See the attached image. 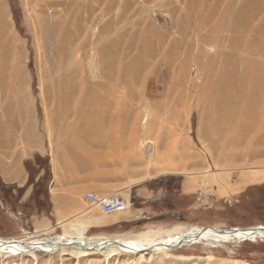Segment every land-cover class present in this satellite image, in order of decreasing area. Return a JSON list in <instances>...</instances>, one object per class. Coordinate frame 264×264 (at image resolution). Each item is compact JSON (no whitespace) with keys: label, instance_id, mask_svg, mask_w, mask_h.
<instances>
[{"label":"rangeland","instance_id":"374dc122","mask_svg":"<svg viewBox=\"0 0 264 264\" xmlns=\"http://www.w3.org/2000/svg\"><path fill=\"white\" fill-rule=\"evenodd\" d=\"M249 61L261 63L262 75L254 81L264 87V0H0V135H40L45 143L42 153L24 161L30 185L6 184L11 187L6 190L0 177V236L41 238L70 229L111 238L147 230L163 236L192 225L264 224V128L250 129L235 143L223 141L234 135H206L204 108L236 107L248 95ZM80 69L82 81L104 83L101 89L95 85L94 93L111 89L113 119L105 121L102 132L124 135L111 142L118 143L116 151L120 143L126 148L117 161L101 162V174L83 172L85 188L69 194L79 202L80 216L63 224L64 217L78 213L56 215L52 165L58 154L72 153L90 169L87 157L99 152L97 144L81 150L70 125L52 122L53 113L65 107L66 121L73 122L76 100H54L51 86L60 73L75 76ZM86 100L78 106L85 107ZM87 117L77 122L75 135L85 130ZM91 124L89 130L96 126ZM63 146L72 147L69 154L61 153ZM163 158L173 169L161 166ZM123 176L143 180L158 195L134 203L130 198V208L109 214L82 200L87 192L102 196L122 187L107 188ZM184 182L193 185L186 184L190 191L183 190ZM33 184L40 186L36 195ZM117 190L128 197L126 190ZM199 192L205 205L197 201ZM93 214L117 218L109 223L83 218ZM94 250L80 259L58 250L36 252V262L105 264ZM166 253L121 254L109 264H264V237L201 240ZM20 255L0 254V264H34L30 255Z\"/></svg>","mask_w":264,"mask_h":264},{"label":"bare ground","instance_id":"6f19581e","mask_svg":"<svg viewBox=\"0 0 264 264\" xmlns=\"http://www.w3.org/2000/svg\"><path fill=\"white\" fill-rule=\"evenodd\" d=\"M260 64L261 63L252 64L250 63V61L249 63L247 62L246 68L248 69V72L244 75L246 79V82H244V85H246L244 88V92H246L248 95L244 97L243 100H241L236 107L235 105H232V107L220 106L217 108V110L219 111L215 109L213 110L212 107L204 108V112L206 113V117L208 120V128L206 135H217L218 138H220V135H234L232 138H222L224 142L230 140V143H235L236 141L240 140L239 136L248 134L250 129L254 128L256 130H259L260 127L264 128V87H261L258 82L254 81L255 77L262 75L263 69L261 68L262 66H260ZM82 73L83 71L81 69L79 70V72L76 73L75 76L74 72L60 73V75H58L60 77L56 82V86H51L56 93L54 100L62 101L63 99H69L71 96L72 100H76L75 103H73L74 109L70 112L74 113L73 122L68 124V121H66L69 115V110L67 107H65L64 109L60 108L58 111L53 113L52 122L60 123V128L63 127L64 124H66L67 126L70 125L71 135H75L78 132L77 129H79V126H77L76 124L77 122H81L82 119L85 118L86 113L90 117H87L86 120L84 119V122H86L85 124H83L86 128L84 131L81 132V135H109L108 132L103 133L102 128L105 121H111L113 119L110 110L111 89L104 88V91L98 90L94 93V86L99 85V88L101 89L104 83L88 81L86 79V76L85 79L87 81H85V79L82 81ZM69 74L73 75L74 78H70ZM58 76L56 77V79L58 78ZM85 99H87L86 106L79 107L78 103L82 102ZM125 109L126 108H124V111ZM257 109H259V111ZM116 122L117 121H115V123ZM119 122L121 124V121ZM91 123L95 124L96 126L92 130H89V127H91L92 125ZM111 131L112 130L110 129V132ZM119 132L121 131L119 130ZM113 135L115 134L113 133ZM162 164L164 167L165 165H167L169 167L167 169H173V167H171L172 163L171 161H169L168 163V159L164 160L163 158L161 166ZM170 171L176 170L174 169ZM251 176H256V174H252ZM125 188H129V184L126 185ZM115 191L120 193L119 190ZM79 216L80 213H78L77 215H73V218H64L63 220H60V223L62 222L63 224H67V222L73 220L74 222H76L77 217ZM83 218L93 219L94 222L100 221L109 223L117 217L112 216L108 218H101L100 216H96L95 214H93L91 216ZM74 222L73 225H76ZM112 224H114V222L111 223V225ZM172 231L173 232H163L164 235L162 236L159 231L155 232L152 230H147L145 232L130 234L128 236H120L117 238H111L105 235L87 236L84 232H82V230L79 229H70L68 231L64 230V232L59 235H51L41 238L27 239L21 238L19 236H0V254L11 257L17 255L18 257H20V254H28L35 260L34 264H37L36 252L48 253L51 251L58 250L61 254H69L74 258L80 259L90 256L91 253H93L91 252V250L95 249L94 251L101 253V256L103 257V262H105V264H109V260L111 258L117 257L121 254H139L147 256L152 253H162L164 255H167L166 252L168 250L175 249L189 243H196L201 240L245 241L246 239L248 240L250 237L253 236L264 237V224L252 225L243 229L236 226L223 228L218 226L192 225L185 229L173 228ZM95 245L96 247L94 248L93 246ZM180 258L181 260H183L188 259L189 257L178 256L177 259Z\"/></svg>","mask_w":264,"mask_h":264},{"label":"crops","instance_id":"0c3cea01","mask_svg":"<svg viewBox=\"0 0 264 264\" xmlns=\"http://www.w3.org/2000/svg\"><path fill=\"white\" fill-rule=\"evenodd\" d=\"M121 136L124 135H100V136H96V139L90 140L86 135H72L73 140L76 141L75 146L79 145L81 150H85L88 148V146L93 147L94 145L97 144L99 148L97 157L95 153H90V156L88 155L89 153L87 154V156H89L87 157L88 158L87 160L90 163V169L82 167L84 165L83 158L79 159L73 156L72 153H70L71 156L66 154H62V155L58 154L57 161L55 160L54 164L52 165L53 179H52L51 192H52V198L55 201V205L57 204L56 209L55 208L54 209L55 212L56 211L58 212V213L56 212V215H58L60 219H63L62 216L65 215L66 213L70 215L78 213L79 202L78 201L74 202L71 198H75V197H71V195L69 196V194L72 193L75 196L76 194L71 189H79L78 191L79 194V192H81L85 188L86 183L84 181L85 175L83 174V172H86L85 170L88 171L91 170V172L97 174L99 172V168L101 167L100 166L101 162L107 160L113 163L117 161L116 157H120L119 156L120 154L125 153L124 151L126 146L123 143H120L118 145L119 146L118 151H116L115 144L118 143L111 142L112 139L120 140ZM63 147L65 148V150L59 149L61 153H68V150L66 151V149H70V150L72 149V147H65V146ZM44 149H45L44 139L40 135H12L10 133L7 135H0L1 180L5 184H13L18 187L26 186L28 180V174L24 169V161L26 159H31L36 153H42ZM107 156L113 158L111 159L108 158ZM59 161L60 163L64 164V166H60ZM71 163L75 165L73 170H71L70 168ZM101 173L102 172H99V174ZM123 178L124 179L123 181L120 182V184H115V183L108 184L107 188L110 189L115 187L116 185L120 186L123 183L122 187L120 186L115 189L117 190L122 188L126 190L125 186L129 184V188L126 190L129 199L131 198L132 194H134L136 198H140V199L143 198L150 199L152 198V196L158 195V192H154V190H149L146 185H143L142 184L144 182L143 180L134 183L135 181L131 177L126 178L125 176H123ZM186 184L187 182H184L182 184V187L184 191L188 192L192 188L188 190L186 188ZM187 185L188 186L190 185L191 187L193 186L190 183H188ZM107 188H105V190ZM115 189L114 190L111 189V190L115 191ZM28 191L29 189L26 190L25 196L28 194ZM67 197L70 198L68 199ZM58 201H60L61 203L60 204L57 203ZM61 211L63 213H59ZM121 220L122 218H120L117 221V223ZM45 225L46 222L43 221L42 223L39 224V228H42ZM104 226H108V225H104Z\"/></svg>","mask_w":264,"mask_h":264},{"label":"built area","instance_id":"2783aa9c","mask_svg":"<svg viewBox=\"0 0 264 264\" xmlns=\"http://www.w3.org/2000/svg\"><path fill=\"white\" fill-rule=\"evenodd\" d=\"M197 201L205 205V202L201 201V192L198 193ZM82 200L87 206H97L104 213H114V212H122L130 208L131 202L129 197L125 198L121 193L117 191H113L109 194L97 196L95 193H84L82 196Z\"/></svg>","mask_w":264,"mask_h":264},{"label":"trees","instance_id":"16d2710c","mask_svg":"<svg viewBox=\"0 0 264 264\" xmlns=\"http://www.w3.org/2000/svg\"><path fill=\"white\" fill-rule=\"evenodd\" d=\"M30 183H32L28 177V180H27V185H30ZM3 188H5L6 190H9L11 187L4 184L2 185ZM12 188H15V187H12ZM23 188V187H22ZM21 189V188H20ZM20 189H18V191H20ZM40 192V186L37 187V185L33 184V195H36ZM137 200L135 195L132 194L131 195V202L134 203V201Z\"/></svg>","mask_w":264,"mask_h":264}]
</instances>
